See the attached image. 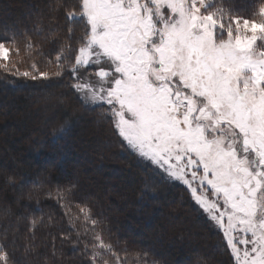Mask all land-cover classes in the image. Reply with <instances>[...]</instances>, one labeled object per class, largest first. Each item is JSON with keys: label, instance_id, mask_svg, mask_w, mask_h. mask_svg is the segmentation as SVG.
Masks as SVG:
<instances>
[{"label": "snow or ice", "instance_id": "obj_1", "mask_svg": "<svg viewBox=\"0 0 264 264\" xmlns=\"http://www.w3.org/2000/svg\"><path fill=\"white\" fill-rule=\"evenodd\" d=\"M249 8L231 0H56L66 27L54 53L26 33L5 35L0 74L67 75L83 104L110 114L132 153L186 187L235 264H264V0ZM70 195L57 188L55 199L78 242L90 236L82 253L89 264H147L146 254L117 251L87 205L73 213ZM42 222L32 220V229ZM0 264H17L4 243Z\"/></svg>", "mask_w": 264, "mask_h": 264}, {"label": "trees", "instance_id": "obj_2", "mask_svg": "<svg viewBox=\"0 0 264 264\" xmlns=\"http://www.w3.org/2000/svg\"><path fill=\"white\" fill-rule=\"evenodd\" d=\"M231 3L247 14L252 0ZM55 4L56 0H0V37L16 33L23 39L26 33L46 54L54 53L66 27L64 12L54 10ZM55 28L60 29L56 41H46ZM75 35H81L79 27ZM24 61L21 70L28 67L27 57ZM70 85L67 75L62 80L33 81L0 74V243L7 245L13 260L17 264H89L82 253L83 242L90 241V236H80L78 242L76 229L55 199L57 188H71L68 199L72 212H78L76 204L87 205L101 221L105 237L114 244L119 241L117 251L126 248L130 259L139 253L146 254L147 264H176L180 257L190 258L196 253L199 264H235L222 233L213 228L187 190L162 182L157 173L140 171L116 134L110 114L83 104ZM64 152L70 157L67 162L61 157V164L52 166L47 159L37 161L40 153L51 160ZM81 155L85 161L106 158L109 164H93L90 169L76 171L71 158ZM111 162H126L128 169L125 164L117 168ZM87 174L91 179L108 176L121 183L117 181L110 188L108 179H96L95 187L90 179L84 180ZM122 186L128 199L122 204L127 218H135L142 230H148L138 238H129L121 230H131V226L115 217L119 205L104 204L109 195H119ZM89 188L99 194L89 193ZM49 192L52 198H48ZM11 207L16 209L13 214ZM41 217L43 222L33 230L32 220ZM154 219H158L155 237L165 236V243L171 245L192 244L193 251L155 243L150 238ZM76 225L82 232L79 221ZM66 236L68 239H64Z\"/></svg>", "mask_w": 264, "mask_h": 264}, {"label": "rangeland", "instance_id": "obj_3", "mask_svg": "<svg viewBox=\"0 0 264 264\" xmlns=\"http://www.w3.org/2000/svg\"><path fill=\"white\" fill-rule=\"evenodd\" d=\"M88 107H93L92 105H87ZM94 124H96V123H94ZM121 139V138H120ZM122 140V139H121ZM123 142V141H122ZM106 144H107V142H105ZM124 143V142H123ZM106 144H105V147L107 148V146H106ZM126 146V145H125ZM79 147H81V146H79ZM126 148H127V146H126ZM73 151V150H72ZM127 151L130 153V155L132 156V159L134 160V162H135V164H137V166H138V168H139V170L140 171H142L143 173H152V172H154L155 174L157 173L159 176H160V178H161V180H162V182H166V181H168V182H170V183H172V184H177V185H180V186H182V187H184L185 189H186V187L184 186V185H182V184H180L179 182H173V181H169V180H167V178L166 177H164L161 173H159L157 170H155L153 167H151L150 165H148L147 164V162L146 161H143V160H141L138 156H136L134 153H132L131 152V150L130 149H128L127 148ZM67 152H64V153H62V154H64V156L62 157V154L60 153L59 155H57V156H55V157H53L51 160L49 159V158H47L46 156L44 157L43 156V154L42 153H40L39 155H38V157H37V161H39V162H43L44 161V159L46 160H48V163H49V165H54V164H61L60 163V157L61 158H64L65 160H66V162H67V160H69V155L68 154H66ZM100 154H102V153H100ZM120 154H121V152H120ZM95 160V161H94ZM93 161H85V159H84V156H80V157H78V158H75V159H73L72 160V158H71V163H72V161H73V163L71 164V166L73 165V167H74V170H87V169H90L91 167H92V165L94 164H104V166H106L107 164H109V161H107V159L106 158H100V157H97L96 159H94ZM111 164H115V165H117V168L119 167V166H121V167H124V164H125V168H127L128 169V167H127V164H126V162H118V163H112L111 162ZM103 171V170H102ZM90 174V176L92 175L91 173H89ZM87 179H90V185L91 184H93L95 187H96V184H94V183H96V179L97 180H100V181H102V180H105V179H108V181H107V183H108V185H109V187L111 188L112 186V184L113 183H116L117 181H120V183H121V180L120 179H111L110 177H108V176H105V177H103V176H97L96 177V179L95 178H93L92 177V179H91V177H89L88 176V174L85 176V178H84V180L85 181H87ZM94 179H95V181H94ZM92 181V182H91ZM102 183V182H101ZM123 187V186H122ZM89 190H90V192L89 193H96V194H99V192L97 191V190H91V188H89ZM187 190V189H186ZM188 192V191H187ZM188 194L190 195V193L188 192ZM110 196V197H109ZM108 196V200L107 201H105V205H111L112 203H115V204H117V206L119 205V207H120V209L117 211V213L115 214V217L116 218H118V219H120L121 220V222H123L124 224H126L127 226H128V224L131 226V230H125V228L123 229V227L121 228V230L123 231H125L126 233H127V236L129 237V238H133V237H135V238H138L140 235H142V233H143V231H145L146 233H148V230L146 229H144V230H142V227H140V225L138 224V222H136V219L135 218H132V219H129V218H127V214H128V212H127V210H124V205L122 206V204L123 203H125L128 199H126V197L124 196V187L120 190V193H119V195H114V194H111V195H109ZM191 197V196H190ZM194 202V201H193ZM194 204H195V202H194ZM129 203L127 204V209H129L130 207H129ZM196 205V204H195ZM196 207L201 211V213H203V211L199 208V206H197L196 205ZM16 209L14 208V207H11V211H12V214L14 213V211H15ZM164 211V214H163V216L166 218V209H164L163 210ZM162 211V212H163ZM203 215L207 218V215L205 214V213H203ZM208 219V218H207ZM132 220V221H131ZM151 220V219H150ZM156 220V221H155ZM209 220V219H208ZM210 221V220H209ZM210 223L212 224V226H213V228H215V230H217V231H219L217 228H216V226L212 223V221H210ZM156 224H158V219H154V225H153V228H152V230H151V236H150V238L152 239L153 238V240L155 241V243H165L166 242V237L165 236H162V237H155V236H158V230H157V226H156ZM121 225V224H120ZM184 232V231H183ZM219 232H221V231H219ZM222 233V232H221ZM184 234V233H183ZM222 236H223V233H222ZM225 241V240H224ZM167 242H169V240H167ZM178 244H175V245H171V244H167V243H165V244H167L170 248H172V247H175L174 249H179V251H181V248L182 247H184V248H191V250L193 249V245L192 244H190V245H186V243H184V244H181L180 242H177ZM225 243H226V241H225ZM242 247V246H241ZM230 250V249H229ZM193 251V250H192ZM230 252H231V250H230ZM190 256V258L189 257H180L179 258V261L176 263V264H199V259H198V255L195 253V255H193V256H191V255H189ZM192 257V258H191Z\"/></svg>", "mask_w": 264, "mask_h": 264}]
</instances>
